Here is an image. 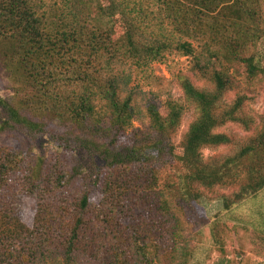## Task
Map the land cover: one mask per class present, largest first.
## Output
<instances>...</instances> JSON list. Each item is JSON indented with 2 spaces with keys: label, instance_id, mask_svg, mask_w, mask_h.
<instances>
[{
  "label": "trees",
  "instance_id": "1",
  "mask_svg": "<svg viewBox=\"0 0 264 264\" xmlns=\"http://www.w3.org/2000/svg\"><path fill=\"white\" fill-rule=\"evenodd\" d=\"M155 8L157 31L146 15ZM262 37L264 0H0V78L13 90L0 95V134L47 137L77 162L68 169L64 155L0 142V264H186L187 205L226 187L231 209L264 189V130L244 141L218 130L254 124L238 74L264 73L254 53ZM168 52L193 57L207 82L181 75L185 102H169L166 115L150 104L149 125L134 127L124 66L145 69ZM223 146L235 151L203 155ZM78 152L101 161L93 175ZM222 226L211 232L220 247Z\"/></svg>",
  "mask_w": 264,
  "mask_h": 264
},
{
  "label": "rangeland",
  "instance_id": "2",
  "mask_svg": "<svg viewBox=\"0 0 264 264\" xmlns=\"http://www.w3.org/2000/svg\"><path fill=\"white\" fill-rule=\"evenodd\" d=\"M44 1L53 3L56 0ZM154 10L153 14L146 13L149 20L160 17L157 8ZM154 23L157 31L160 22L154 19ZM254 53L257 62L264 67V37L254 48ZM194 61L195 59L191 56L168 52L164 60L154 61L145 69L134 65L124 66V69L130 73L127 89L134 93V103L138 111L134 127L141 129L149 125L150 118L146 114V109L150 104L157 105L161 113L166 115L169 102H185L180 82L181 75L189 76L198 86L207 82L193 72ZM239 72L240 92L249 97L245 113L253 118L254 124L250 129H246L242 125L229 122L218 130L244 141L264 130V73L248 79L244 68H239ZM7 84V80L0 78V95L3 97L13 94V90ZM235 97L236 91H231L227 101L232 102ZM195 116L191 105L190 108L185 109L179 130L174 137L177 150L182 149L184 135ZM128 139L125 137L123 142H127ZM0 142L23 151L32 150L34 154L47 158L64 155L68 159V169L73 168L77 163L73 154L64 153L47 137L32 140L24 138L20 133H1ZM234 151V146L206 147L203 148V155L210 158L220 154H231ZM75 154L83 165L84 171L91 175L94 174L96 165L101 164V161H93L84 152ZM233 191L234 189L226 187L206 190L205 199L187 205V211L182 214L183 237L181 239V245L190 250L186 264H264V189L235 204L231 209H225L221 197ZM97 195L95 198L98 199ZM26 206L35 207V204L26 199ZM217 225H223L222 247L216 244L211 234L213 227Z\"/></svg>",
  "mask_w": 264,
  "mask_h": 264
}]
</instances>
